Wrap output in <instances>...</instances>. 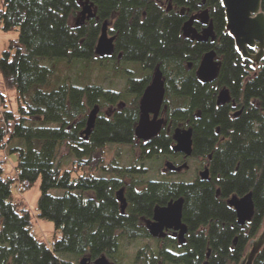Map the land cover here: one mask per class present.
Here are the masks:
<instances>
[{
	"label": "trees",
	"instance_id": "obj_1",
	"mask_svg": "<svg viewBox=\"0 0 264 264\" xmlns=\"http://www.w3.org/2000/svg\"><path fill=\"white\" fill-rule=\"evenodd\" d=\"M86 3L93 5L95 17L82 21ZM204 10L215 40L192 41L183 25ZM74 17L78 20L72 23ZM105 21L116 36L115 53L148 74L126 91L61 78L64 63H105L95 52ZM196 27L200 31L202 24ZM0 30L18 32L0 57V264H81L84 258L102 256L118 257L117 264H123V235L138 229L147 237L141 223L156 206L179 198H184L188 244L185 255L172 254L169 260L239 264L264 227V61L254 71L238 53L221 0H0ZM210 50L222 64L218 78L203 83L196 70ZM157 68L167 77L168 117L174 126L190 119L192 157L205 160L208 180L199 175L182 181L142 178L149 172L148 160L173 155V133L148 142L135 134L140 98ZM223 88L231 102L218 105ZM9 92L15 93L16 112ZM232 103L239 115L232 113ZM96 106L95 126L85 139ZM113 145L140 147L141 152L125 164L118 149L108 153ZM5 154L17 156L18 176H4ZM23 180L29 189L39 183L37 213L26 205L24 194L15 196L11 188ZM122 188L124 212L117 197ZM249 193L255 214L240 226L228 201ZM37 219L54 223L51 246L32 231ZM254 264H264V247Z\"/></svg>",
	"mask_w": 264,
	"mask_h": 264
},
{
	"label": "water",
	"instance_id": "obj_2",
	"mask_svg": "<svg viewBox=\"0 0 264 264\" xmlns=\"http://www.w3.org/2000/svg\"><path fill=\"white\" fill-rule=\"evenodd\" d=\"M226 15V30L234 38L238 53L245 61L251 63L256 71L264 61V12L262 11V0H221ZM93 5L86 3L81 6V20L94 18ZM199 19L204 25L202 31L194 26V21ZM109 22L105 21L101 28L95 52L98 57L104 58L113 54L115 49V36H109ZM183 34L192 41L209 42L215 40L213 24L210 22L209 11L204 10L199 14L192 15L183 25ZM254 51V52H252ZM221 60L215 50L206 52L197 69V77L203 83L214 82L219 75ZM166 95L165 80L163 72L157 68L154 72L151 84L144 90L140 100V118L135 129L139 140L148 142L155 138L164 125V119L159 118ZM231 96L227 88L220 90L217 96V104L225 105L230 102ZM153 114V117H151ZM98 115L96 106L87 120V127L83 131L85 139L89 137ZM175 144L172 149L176 153H182L187 157L193 155V129H176L173 135ZM170 171H180L188 167L187 163L177 167L172 162H166ZM202 180L209 179V168L199 172ZM118 201L122 212L127 206L125 190L122 188L117 192ZM229 205L236 211L238 224L244 226L250 222L255 214V203L253 194L245 196L233 195ZM184 198L170 201L165 206H156L154 209V220L147 221V228L152 236H165V229L179 231V239L182 243L188 227L183 222ZM264 247V231L249 242L246 251L239 264H254L257 256ZM89 259L84 258L81 264H87ZM94 264H110L106 256L97 259Z\"/></svg>",
	"mask_w": 264,
	"mask_h": 264
},
{
	"label": "rangeland",
	"instance_id": "obj_3",
	"mask_svg": "<svg viewBox=\"0 0 264 264\" xmlns=\"http://www.w3.org/2000/svg\"><path fill=\"white\" fill-rule=\"evenodd\" d=\"M78 20V17H74L72 19V23H75ZM18 37L17 31H3L0 30V57L3 53L9 49L12 42L16 40ZM61 62V61H59ZM61 65V64H60ZM64 65L67 67L66 71L62 74L61 78L70 77L77 84H86V83H98L104 85L106 88H120L121 82L116 79L115 73L107 63H71ZM4 83L3 79L0 75V89H3ZM9 100L11 104V108L16 112L17 104L16 97L14 92L8 93ZM118 149V153H122V162L125 164H130L136 158H138L139 151L136 149L132 150L128 147H123L121 145H113L110 146L109 152L112 156L114 151ZM64 153H67L66 150H63ZM167 157L164 159H150L146 162V167H148L149 172L147 175L142 176V178L146 179H161V178H173L174 180H191L198 176V171L204 170L203 161L200 158H189L187 160L188 168L184 169L182 173H171L170 170L166 167ZM166 160V161H165ZM16 155H10L9 161L5 166L4 176L5 177H15V168H16ZM206 164V163H205ZM15 192V191H14ZM52 193L56 195H60L63 192L61 190H53ZM17 196L18 194L15 192L14 194ZM41 191L39 183H37L32 188L28 189V191L24 194V199L26 205L34 212L37 213L38 200L40 198ZM35 236L38 240L45 242L49 246H51L52 241L54 240L55 228L54 223L50 220L46 219H37L35 222ZM264 231V227L260 234ZM259 234V235H260ZM258 236V235H257ZM123 254V264H132L135 256L134 248H125L122 250ZM174 264V263H173Z\"/></svg>",
	"mask_w": 264,
	"mask_h": 264
},
{
	"label": "flooded vegetation",
	"instance_id": "obj_4",
	"mask_svg": "<svg viewBox=\"0 0 264 264\" xmlns=\"http://www.w3.org/2000/svg\"><path fill=\"white\" fill-rule=\"evenodd\" d=\"M197 22L201 23V21L197 18L194 21L195 27H196ZM110 24H109V29H108L109 36H115V34H113L112 27L110 26ZM203 28H204V25L202 24V28L200 31H202ZM115 41H116V36H115ZM114 45H115V42H114ZM252 52H254V51H252ZM103 60L107 63V65L112 67V69L115 70V72H117V73H115V74H118L116 79H118L119 82H121L120 88H111V89H115L117 91H126L128 87L134 86L135 83L142 81L144 79V77L148 76L147 73L140 72L137 69H135L134 67H132V64L130 62L124 61L122 54L121 53L116 54L115 49H114V52L112 55L104 57ZM188 68H189V70H192L193 66L190 64ZM154 72H155V69H153L151 71L150 80H149V83L146 85V88L151 84ZM196 75H197V70H196ZM163 78L165 80V87H166V94H167V77L165 76L164 72H163ZM143 93H144V91H143ZM165 97H166V95H165ZM141 98H142V96H141ZM141 98H140V100H141ZM230 102H231V100H230ZM232 109H233L232 113H236L239 115L241 112V110H236V104L235 103H232ZM139 110H140V104H139ZM168 113H169V109H168V106L166 105L165 100H164L161 112L159 114V118L164 119V125H163V127H162V129L158 135H160L163 132H165L167 134L173 133V135H174L175 130L178 128H180V129H189V128L194 129V127L191 125L190 119H184V123H182V126H174L173 121L168 117ZM151 117H153V114H151ZM139 118H140V116H139ZM138 122H139V120H138ZM143 142H145V141H143ZM174 144H175V141H174L173 145ZM173 145H172V147H173ZM137 150L139 151V153L141 152L140 147H137ZM192 156L187 157L186 155H184L182 153H176L173 151V155L168 156L167 157L168 160L167 159L166 160H167V162L170 161L175 166L179 167L182 164L187 163V160L189 158H193ZM201 160L203 161V163H202L203 168L205 169L206 167H208L205 164L206 163L205 160L203 158H201ZM183 170L184 169H182L180 171L174 170V171H170V172L177 174V173H182ZM199 172L200 171H198V175H199ZM171 179L174 180L173 178H171ZM174 181H182V179L174 180ZM149 220H151V221L154 220V212L150 218L144 220L141 223V226L147 230V233H148L147 237L142 236L140 233H138V229H135V228H133L135 230L132 233H126V235H123L124 238H123V246L121 248V255H123L122 254L123 249L128 248V247L134 248V250L136 252H135V256H134L132 264H173L174 262H171V260H169L170 257H168V256H171L173 254V256H175V258H177V256H179V255L180 256L185 255L186 251L184 250V246L188 244L189 229L187 230V233L185 234L184 241L181 243L180 239H179V233L180 232L176 231L175 229H165L164 230V232H165L164 237L152 236L150 234L148 228H147V225H146L147 221H149ZM248 248H249V244H248ZM207 258H209V254L207 255L206 259ZM95 261L96 260L92 261L89 259L87 264H94ZM109 262H110V264H117L118 263V257H117V259L116 258L115 259H109ZM174 264H182V263H174ZM205 264H208V262H205Z\"/></svg>",
	"mask_w": 264,
	"mask_h": 264
},
{
	"label": "built area",
	"instance_id": "obj_5",
	"mask_svg": "<svg viewBox=\"0 0 264 264\" xmlns=\"http://www.w3.org/2000/svg\"><path fill=\"white\" fill-rule=\"evenodd\" d=\"M0 116H1V112H0ZM9 155H4L3 157H2V159H3V170L5 171V166H6V164H7V162L9 161ZM21 172L20 171H17L16 170V168H15V174H17V176H18V174H20ZM11 188L18 194V195H23V194H25L27 191H28V189H29V182L28 181H26V180H23V181H17V182H15V183H13L12 185H11ZM32 231L34 232L35 231V228L34 227H32Z\"/></svg>",
	"mask_w": 264,
	"mask_h": 264
}]
</instances>
